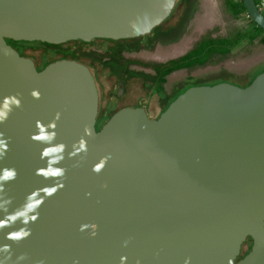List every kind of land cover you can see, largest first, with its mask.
I'll list each match as a JSON object with an SVG mask.
<instances>
[{"label": "water", "instance_id": "obj_1", "mask_svg": "<svg viewBox=\"0 0 264 264\" xmlns=\"http://www.w3.org/2000/svg\"><path fill=\"white\" fill-rule=\"evenodd\" d=\"M177 1L0 0V264H264V70L97 130L84 63L8 42L140 37Z\"/></svg>", "mask_w": 264, "mask_h": 264}, {"label": "rangeland", "instance_id": "obj_2", "mask_svg": "<svg viewBox=\"0 0 264 264\" xmlns=\"http://www.w3.org/2000/svg\"><path fill=\"white\" fill-rule=\"evenodd\" d=\"M159 27H161V31L174 29L172 33L173 42L171 39L169 41L163 39L162 34H160L159 37L165 43L156 42L151 49L127 53L126 57L146 64L134 63L133 66L136 68L150 70L149 64L164 62L170 58L184 55L204 36L231 37L239 30L251 28L252 22L246 13L238 17L232 16L227 10L226 0H183L178 3L171 17L166 19L162 25L154 28L151 36L157 37ZM63 45L76 52L79 57L77 60L87 64L92 62L91 52H102L105 48V45L98 43L91 46L78 43L75 40L61 43L60 47L62 48ZM60 47L51 45H42L36 48L28 47L24 50V54L39 63L45 54L48 60L62 58L61 54L52 57L54 51ZM63 58L73 59L71 56ZM96 64L99 66V63ZM262 69H264V44L259 42V38L254 42L246 39L233 48L227 56L213 55L204 65L174 71L168 76L166 86L169 91L173 88L188 86L191 83L194 85H212L216 83L215 81L217 83L229 81L244 86ZM105 73H109V70H106ZM111 83L112 81L106 83V89L116 91L115 86H117L118 91L119 82L116 81L115 86ZM123 85L129 90L140 91L141 78L136 75H129L124 79ZM247 242L244 244V251L248 248Z\"/></svg>", "mask_w": 264, "mask_h": 264}, {"label": "flooded vegetation", "instance_id": "obj_3", "mask_svg": "<svg viewBox=\"0 0 264 264\" xmlns=\"http://www.w3.org/2000/svg\"><path fill=\"white\" fill-rule=\"evenodd\" d=\"M151 34H153V32L144 35H149V39L144 42L146 44L141 48H137V46L140 45L139 43H141L138 42V39H140L141 36L117 40L95 38L87 42V44L91 46L96 43L105 45L104 51L91 52L90 58L92 62L87 64L81 61L90 69L96 83L98 93L97 120L106 122L113 116L114 113L125 107H142L151 119H158L169 106V104L179 94H181L179 93V90L182 87L173 88L169 91L166 86L168 76L174 71L167 75L165 82L161 83L157 79L160 77L159 72L156 70V68H153L151 64H149L151 67L150 70L147 68H136L133 66L134 63H140L143 65L146 64L144 62L142 63L138 60L126 57L127 53L131 54L140 52L143 49H151L156 44V42L165 43L164 40L159 36L154 37L151 36ZM169 37L171 38L172 35ZM171 42H173V39H171ZM173 59L176 58H170L159 63H167ZM109 60H112V64L108 63ZM117 61L120 64L114 65ZM96 63H99V66ZM106 70H109V73H105ZM129 75H136L138 78H141L142 86L140 87V91L129 90L125 85H123L124 79ZM253 79L254 78H252L250 81ZM109 81H112L114 86L116 81H118V84L120 85L118 88L119 90L117 91V86H115L116 91H109L106 89V83Z\"/></svg>", "mask_w": 264, "mask_h": 264}, {"label": "trees", "instance_id": "obj_4", "mask_svg": "<svg viewBox=\"0 0 264 264\" xmlns=\"http://www.w3.org/2000/svg\"><path fill=\"white\" fill-rule=\"evenodd\" d=\"M183 0H178L177 5L179 2ZM188 1V0H186ZM176 5V7H177ZM226 6L229 13L232 14L234 17H238L243 13H246L248 16L247 8L244 5V2L242 0H226ZM175 7V9H176ZM173 10V12L175 11ZM172 12V14H173ZM171 14V15H172ZM171 17V16H170ZM250 17V16H249ZM251 18V17H250ZM252 27L244 30L237 31L233 36L231 37H212L210 35L204 36L200 40H198L194 46L187 51L184 55L173 59L167 63H152L151 65L153 68H156V70L159 72L160 77L157 79L163 83L166 81L167 75H169L171 72L183 69V68H192L196 66L204 65L213 55H220V56H227L231 53L232 49L238 46L242 41L249 40L250 42H254L257 38H259V42L264 44V29L258 26L252 19ZM161 27L158 28V34H162L163 39L170 40L169 36L172 35L174 29L169 30H160ZM149 39L148 36H141L140 39H138V42L140 45L137 46V48L144 47L146 43V40ZM78 43L87 44V42L83 40H75ZM8 42L12 44L22 55L24 54V50L28 47H38L42 45L46 46H59L60 44H50L47 42H41V41H15L12 39H8ZM47 52V50H46ZM61 54L63 57H69L71 56L73 59H78V55L75 51L70 50L67 47L59 48L58 50H55L52 57H55L56 55ZM27 56V55H26ZM30 57V56H29ZM33 59V58H32ZM60 59V58H57ZM56 58L48 60L47 55L45 54L44 57H41V61L38 63L35 61V64L39 70L43 69L46 65H48L50 62L57 60ZM112 60H109L108 63H111ZM120 63L117 61L114 65H119ZM264 69L260 70L258 73L254 75V78L257 74L262 72ZM217 83V81H215ZM251 82V81H250ZM249 82V83H250ZM248 83V84H249ZM194 84H189L188 86H184L179 90V93L184 92L188 87L192 86ZM176 95V94H175ZM174 95V96H175ZM104 121L98 120L97 121V130L101 128V126L104 124ZM248 248L244 251V254H246L252 244V240L248 239ZM242 257V256H241Z\"/></svg>", "mask_w": 264, "mask_h": 264}, {"label": "built area", "instance_id": "obj_5", "mask_svg": "<svg viewBox=\"0 0 264 264\" xmlns=\"http://www.w3.org/2000/svg\"><path fill=\"white\" fill-rule=\"evenodd\" d=\"M259 8L263 11L264 10V0H256Z\"/></svg>", "mask_w": 264, "mask_h": 264}]
</instances>
